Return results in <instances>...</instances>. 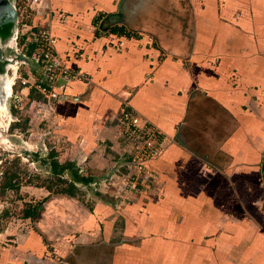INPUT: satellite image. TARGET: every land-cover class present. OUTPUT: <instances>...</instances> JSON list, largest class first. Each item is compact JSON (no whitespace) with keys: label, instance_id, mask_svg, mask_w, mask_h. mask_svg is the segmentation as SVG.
Masks as SVG:
<instances>
[{"label":"crops","instance_id":"crops-1","mask_svg":"<svg viewBox=\"0 0 264 264\" xmlns=\"http://www.w3.org/2000/svg\"><path fill=\"white\" fill-rule=\"evenodd\" d=\"M47 3L57 51L87 80L56 82L40 142L86 156L84 184L105 178L110 196L92 211L67 199V232L21 236L8 264H264V0ZM123 104L166 140L128 201Z\"/></svg>","mask_w":264,"mask_h":264},{"label":"rangeland","instance_id":"rangeland-1","mask_svg":"<svg viewBox=\"0 0 264 264\" xmlns=\"http://www.w3.org/2000/svg\"><path fill=\"white\" fill-rule=\"evenodd\" d=\"M5 103L9 120L0 113L3 124H6L0 126V132L6 139L0 143V264L9 263L3 257L4 253H11L21 236L28 233L42 238L63 235L73 214L66 207L68 201L78 205L81 211H92L97 194L103 192L110 196L103 189L111 185L103 178L87 185L84 182L75 184L71 195L65 192L69 189L68 173L54 174L50 162L57 159L60 164L70 163L68 148L63 145L54 147L50 143L44 149L38 133L39 122L33 119L34 114L12 106L10 97L6 96ZM47 136L44 137L45 143L50 140ZM50 152L52 155L49 156ZM85 157L81 155L78 164L72 163L82 174L85 173L87 157L81 163L80 160ZM113 166L107 176L112 174ZM8 182L11 185H7Z\"/></svg>","mask_w":264,"mask_h":264},{"label":"built area","instance_id":"built-area-1","mask_svg":"<svg viewBox=\"0 0 264 264\" xmlns=\"http://www.w3.org/2000/svg\"><path fill=\"white\" fill-rule=\"evenodd\" d=\"M14 7L16 54L9 63L8 76L12 82L7 97L11 98L12 106L29 110L34 114L33 119L40 122L46 112L49 114L55 108L59 97L54 89L56 82L59 79L65 82L87 80V75L65 64L57 51V38L44 19L48 9L47 0H15ZM32 89L42 97L30 101ZM117 122V134L127 143L129 155L125 163L116 167L118 171L121 168L125 171L118 178V192L122 199L128 200L139 187L146 188L149 185L152 174L147 170L146 162L161 153L166 140L155 125L142 121L138 113L127 104L120 107ZM85 159L82 158L80 163Z\"/></svg>","mask_w":264,"mask_h":264},{"label":"flooded vegetation","instance_id":"flooded-vegetation-1","mask_svg":"<svg viewBox=\"0 0 264 264\" xmlns=\"http://www.w3.org/2000/svg\"><path fill=\"white\" fill-rule=\"evenodd\" d=\"M12 5H15V0H9ZM16 33V21L0 22V89L2 82L8 76L10 60L16 54L14 46V38ZM4 92V90H3ZM1 95V93H0Z\"/></svg>","mask_w":264,"mask_h":264},{"label":"trees","instance_id":"trees-1","mask_svg":"<svg viewBox=\"0 0 264 264\" xmlns=\"http://www.w3.org/2000/svg\"><path fill=\"white\" fill-rule=\"evenodd\" d=\"M40 96L41 94L38 93L35 89H32L30 91V95H29L30 101H32L33 99H40L41 98ZM50 164H51V170L54 174L61 175V173L65 171L69 173L71 181L68 183L69 189L66 190L65 192H67L70 195L74 193V189H75L74 182L75 181H82L85 183H88L90 181L89 178H86L83 175H80L77 171V168L75 169L71 162L60 164L56 161H51ZM7 185H11L10 182H8Z\"/></svg>","mask_w":264,"mask_h":264},{"label":"bare ground","instance_id":"bare-ground-1","mask_svg":"<svg viewBox=\"0 0 264 264\" xmlns=\"http://www.w3.org/2000/svg\"><path fill=\"white\" fill-rule=\"evenodd\" d=\"M11 78L9 76H7L4 78L3 82H2V88L0 89V113L3 114L4 116H6L7 120H9V116L7 115V108H6V103H5V99L6 96L9 94L10 91V85H11ZM4 90V92H3ZM6 124H3V120L0 118V126H4ZM6 142V139L4 138V136L2 135V133L0 132V143H4Z\"/></svg>","mask_w":264,"mask_h":264},{"label":"water","instance_id":"water-1","mask_svg":"<svg viewBox=\"0 0 264 264\" xmlns=\"http://www.w3.org/2000/svg\"><path fill=\"white\" fill-rule=\"evenodd\" d=\"M14 20L16 21L15 7L9 0H0V22H13Z\"/></svg>","mask_w":264,"mask_h":264}]
</instances>
